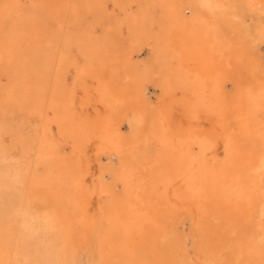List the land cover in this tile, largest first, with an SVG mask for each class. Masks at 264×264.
<instances>
[{
	"label": "bare ground",
	"instance_id": "1",
	"mask_svg": "<svg viewBox=\"0 0 264 264\" xmlns=\"http://www.w3.org/2000/svg\"><path fill=\"white\" fill-rule=\"evenodd\" d=\"M0 264H264V0H0Z\"/></svg>",
	"mask_w": 264,
	"mask_h": 264
},
{
	"label": "rangeland",
	"instance_id": "2",
	"mask_svg": "<svg viewBox=\"0 0 264 264\" xmlns=\"http://www.w3.org/2000/svg\"><path fill=\"white\" fill-rule=\"evenodd\" d=\"M159 95V91L158 90H154V97L157 98L156 96Z\"/></svg>",
	"mask_w": 264,
	"mask_h": 264
}]
</instances>
